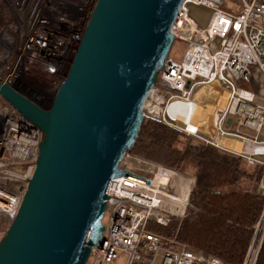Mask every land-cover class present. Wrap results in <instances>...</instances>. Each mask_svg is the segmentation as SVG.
<instances>
[{
    "label": "built area",
    "instance_id": "obj_1",
    "mask_svg": "<svg viewBox=\"0 0 264 264\" xmlns=\"http://www.w3.org/2000/svg\"><path fill=\"white\" fill-rule=\"evenodd\" d=\"M0 2L8 10L0 29L1 83L49 109L98 0ZM190 6L212 12L206 28L192 20ZM172 32L187 49L180 63L170 56L166 60L145 104L146 115L237 155L249 168L261 169L264 197V0H185ZM215 83L227 92L228 99L213 114L214 133L220 138L239 139L246 144L243 150L223 146L201 128L192 132L178 126L181 119L193 118L198 110L196 89ZM179 101L183 104L174 108L172 116L169 109ZM228 119H232L230 124ZM42 140L41 129L0 96V240L18 214ZM133 161L148 168H137ZM120 167L150 179L152 184L126 177L112 182L105 233L102 243L91 250V264H117L121 254L125 256L123 264H222L216 257L193 251L178 240V233L168 237L148 229L152 222L167 227L172 218L185 217L189 198L182 214L164 206L165 200L176 194L172 178L155 184L158 172L170 170L180 176L177 171L130 153ZM136 168L143 175L136 173ZM263 238L264 212L244 264H256ZM254 248L258 250L252 257Z\"/></svg>",
    "mask_w": 264,
    "mask_h": 264
},
{
    "label": "water",
    "instance_id": "obj_2",
    "mask_svg": "<svg viewBox=\"0 0 264 264\" xmlns=\"http://www.w3.org/2000/svg\"><path fill=\"white\" fill-rule=\"evenodd\" d=\"M184 2L98 0L49 109L0 80V96L43 132L28 190L0 240V264H88L105 233L112 182L152 184L120 166L140 135Z\"/></svg>",
    "mask_w": 264,
    "mask_h": 264
},
{
    "label": "trees",
    "instance_id": "obj_3",
    "mask_svg": "<svg viewBox=\"0 0 264 264\" xmlns=\"http://www.w3.org/2000/svg\"><path fill=\"white\" fill-rule=\"evenodd\" d=\"M7 18L0 2V29ZM129 153L193 181L185 217L172 218L167 227L149 223V230L168 237L178 233L193 251L222 264L245 263L264 212L261 169H248L237 155L148 116ZM256 264H264V238Z\"/></svg>",
    "mask_w": 264,
    "mask_h": 264
},
{
    "label": "bare ground",
    "instance_id": "obj_4",
    "mask_svg": "<svg viewBox=\"0 0 264 264\" xmlns=\"http://www.w3.org/2000/svg\"><path fill=\"white\" fill-rule=\"evenodd\" d=\"M209 88L210 89L201 87V88L196 89V91L194 92V99H195L194 103L198 105L199 110L196 111L193 117H196V116L198 117H196L194 120V118H192L191 116H185L184 119H181L178 122V126L184 129H188L192 132H195L197 129L201 128L202 124H204L208 128L206 130V133L214 137V139L218 143L222 144L223 146L230 147L238 151L245 149L246 144L240 141L239 139L230 138V137L229 138L218 137L217 134L211 130L212 128L209 127L210 125L208 124V121L206 122L208 117L203 116V113L204 111H207L206 110L207 105L211 106L212 104L215 103V101L217 102V101H220L221 99H224L223 94L222 93L220 94L219 90H216V88L214 87H209ZM226 97H227V94H226ZM202 102H204V105L202 104L203 107L199 108ZM182 104L183 103L179 101L176 104L172 105V108L169 109V112L171 113L172 116H174V108L179 107ZM153 105L155 109H158L157 103H154ZM199 119H201L203 123H200ZM169 178H172L173 180L172 183L174 187L176 188V194L170 195V197L165 200L164 206L168 208V210L175 212V214H182L186 207L187 200L191 193L190 186L187 185L185 182H183V179L181 178V176L177 175L176 172H173L170 170L166 172L160 171L157 173L156 180H155L156 186H158L161 183H164V184L167 183Z\"/></svg>",
    "mask_w": 264,
    "mask_h": 264
},
{
    "label": "rangeland",
    "instance_id": "obj_5",
    "mask_svg": "<svg viewBox=\"0 0 264 264\" xmlns=\"http://www.w3.org/2000/svg\"><path fill=\"white\" fill-rule=\"evenodd\" d=\"M189 10H190V17L192 18V20L195 23H197L201 28H206L207 25L209 24V21L211 20L212 12L210 10H208V9L201 8V7H196V6H190ZM186 49H187V44L179 42L178 40H176L174 45H173V47H172V50L170 52V57L175 62L180 63L183 60V58H184ZM202 87H204L206 89L207 88L210 89L209 87H214V88H216V90H219V93L220 94L222 93L223 97H224V99H221L220 101H217V102L215 101V103L212 104L211 106L207 105V107H206L207 111H204V113H203V116L208 117L206 122L208 121V124L210 125L209 127L212 128L211 130L214 132V129H213L214 126H213V123H212V121H213V117L212 116H213L217 106L218 105L220 106L221 104H223L228 99V95L226 97L227 92L221 87V85H219L217 83L210 84V85H203ZM247 88H250V87H247ZM202 104L204 105V102L201 103L199 108L203 107ZM146 116H148V115H146ZM148 117H150V116H148ZM196 117H198V116H196ZM196 117H193L194 120H195ZM199 122L203 123V121H201V119H199ZM202 126H203V128H202ZM202 126H201V129H204L203 131H204V133H206V130L208 129L207 126L204 125V124H202ZM208 135H210V134H208ZM132 164L135 167H137V168H143V169H147L148 168L147 165L137 164L134 161L132 162ZM137 168L135 169L136 173H138L140 175H143V173L138 171ZM248 169H252V168L248 167ZM180 176L183 179V182H185L187 185L190 184L191 178L189 176H186V175H183V174H180ZM107 219H108V216L106 215L104 220H103L104 224L107 223ZM152 224H156V223L152 222ZM156 225H158V224H156ZM256 248H254V251H253L254 253L252 254V257H254V255L257 253L258 249L256 250ZM124 261H125V256L123 254H121L120 257H119V260L117 261L118 262L117 264H123ZM88 264H91V260L88 261Z\"/></svg>",
    "mask_w": 264,
    "mask_h": 264
},
{
    "label": "crops",
    "instance_id": "obj_6",
    "mask_svg": "<svg viewBox=\"0 0 264 264\" xmlns=\"http://www.w3.org/2000/svg\"><path fill=\"white\" fill-rule=\"evenodd\" d=\"M248 87H250V88H251V85H248Z\"/></svg>",
    "mask_w": 264,
    "mask_h": 264
}]
</instances>
